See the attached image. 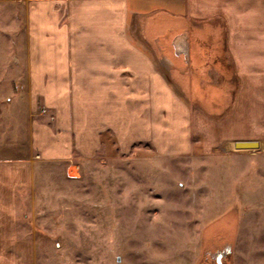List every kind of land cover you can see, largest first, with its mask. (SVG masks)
<instances>
[{"label": "crops", "instance_id": "obj_1", "mask_svg": "<svg viewBox=\"0 0 264 264\" xmlns=\"http://www.w3.org/2000/svg\"><path fill=\"white\" fill-rule=\"evenodd\" d=\"M25 11L30 154L14 145L5 157L0 144V264L17 231L15 191L29 186L35 159L113 158L137 146L157 157L210 158L224 143L257 142L264 160V136L206 149L192 122L221 130L235 106L218 122L188 99L234 78L239 104L254 92L264 134V0H29ZM257 194L264 216V187Z\"/></svg>", "mask_w": 264, "mask_h": 264}, {"label": "rangeland", "instance_id": "obj_2", "mask_svg": "<svg viewBox=\"0 0 264 264\" xmlns=\"http://www.w3.org/2000/svg\"><path fill=\"white\" fill-rule=\"evenodd\" d=\"M28 2L0 0V144L9 158L14 145L30 154L22 66ZM215 84L187 98L218 122L229 114L223 109L237 107L221 130L192 122L207 138L204 147L263 137L256 133L254 92L239 104L238 80ZM261 145L224 143L210 158L157 157L137 146L113 158L99 152L70 162L35 159L29 186L15 191L17 231L7 234L4 264H209L219 251L223 264H264Z\"/></svg>", "mask_w": 264, "mask_h": 264}, {"label": "flooded vegetation", "instance_id": "obj_3", "mask_svg": "<svg viewBox=\"0 0 264 264\" xmlns=\"http://www.w3.org/2000/svg\"><path fill=\"white\" fill-rule=\"evenodd\" d=\"M207 254H209V252L207 253ZM211 256V255H210ZM211 258V257H210ZM206 259V258H205ZM211 259H213L214 261L213 262H211L210 261V263L209 264H214V263H216V264H223L224 262H223V258L221 257V253H220V251L219 252H217L216 254L214 253V255H212V258ZM203 264V263H202Z\"/></svg>", "mask_w": 264, "mask_h": 264}]
</instances>
